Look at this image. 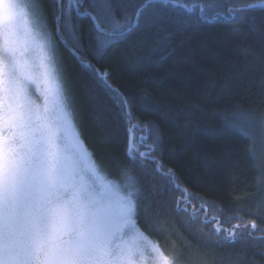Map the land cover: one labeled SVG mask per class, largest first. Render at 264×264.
<instances>
[{
    "label": "snow or ice",
    "instance_id": "1",
    "mask_svg": "<svg viewBox=\"0 0 264 264\" xmlns=\"http://www.w3.org/2000/svg\"><path fill=\"white\" fill-rule=\"evenodd\" d=\"M53 6L49 30L39 0H0V264H193L166 255L145 235L160 228L158 197L182 215L202 248L243 243L264 261V235H256L264 227L225 216L192 191L163 159L159 123L138 114L183 121L185 129L203 123L209 136L218 120L250 139L264 113L222 104L239 80L224 75L226 86L217 89L215 68L180 55L176 37L226 21L247 25L264 45V0H53ZM59 44L80 69L100 143L123 141V160L90 140ZM163 65L166 71L144 75L132 90L117 83L122 67ZM259 83L264 87V74ZM238 255L242 264H256V254Z\"/></svg>",
    "mask_w": 264,
    "mask_h": 264
},
{
    "label": "trees",
    "instance_id": "2",
    "mask_svg": "<svg viewBox=\"0 0 264 264\" xmlns=\"http://www.w3.org/2000/svg\"><path fill=\"white\" fill-rule=\"evenodd\" d=\"M39 2L51 30L55 25L56 16L53 0ZM193 2L194 0H188V3ZM246 2L253 0H233V3L238 5ZM89 23L87 19L81 21L85 38ZM176 39L183 41L180 55L203 63L205 68H215L217 89L226 86L224 75H231L239 80L236 94L225 98L222 104H239L245 109L255 107L259 113H264V87L259 83L261 75L264 74V45L258 41L255 33L249 31L247 25L221 21L205 25L199 30L178 34ZM233 41L241 43L243 47L237 51L227 48L226 45ZM58 49L81 108L85 130L90 140L99 150L123 160V141L120 145L100 143L101 133L93 123L90 101L77 62L67 46L59 44ZM246 49H252L255 55H249ZM167 67L168 65H163L150 70L122 67L117 83L124 90H132L139 78L153 72L162 74ZM138 114L144 119L156 120L159 123L164 131L163 159L169 167L178 169L192 191L215 201L225 210V216L238 215L243 217V222L255 221L258 226L264 227L256 215H264V212H261V207L264 206V123L256 122V126L249 133V139L238 129L222 127L218 120L212 122L216 134L209 136L201 131L205 127L203 123L194 122L191 128L185 129L182 126L183 121L173 122L149 111L138 110ZM201 145L207 148L201 152L200 159H194V153ZM158 199L164 200V206L158 216L160 228L152 232L145 230V235L157 242L166 255L177 256L181 260L191 258L193 264H242L241 255L238 254L248 257L256 254V264H264L258 255L259 249L243 243H237L232 248H202L193 238L182 215L173 210L167 198ZM209 211L211 212V209ZM224 218L221 217V220ZM232 223L241 221L233 220ZM256 235L261 236L264 233L258 232Z\"/></svg>",
    "mask_w": 264,
    "mask_h": 264
},
{
    "label": "rangeland",
    "instance_id": "3",
    "mask_svg": "<svg viewBox=\"0 0 264 264\" xmlns=\"http://www.w3.org/2000/svg\"><path fill=\"white\" fill-rule=\"evenodd\" d=\"M58 52H59V49H58ZM59 54H60V52H59Z\"/></svg>",
    "mask_w": 264,
    "mask_h": 264
}]
</instances>
